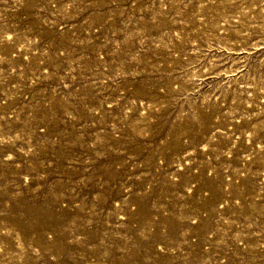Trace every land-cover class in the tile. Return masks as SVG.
Wrapping results in <instances>:
<instances>
[{
    "label": "rangeland",
    "instance_id": "374dc122",
    "mask_svg": "<svg viewBox=\"0 0 264 264\" xmlns=\"http://www.w3.org/2000/svg\"><path fill=\"white\" fill-rule=\"evenodd\" d=\"M0 264H264V0H0Z\"/></svg>",
    "mask_w": 264,
    "mask_h": 264
}]
</instances>
